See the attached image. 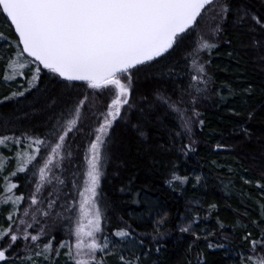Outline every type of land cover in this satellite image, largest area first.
Returning <instances> with one entry per match:
<instances>
[{"label": "trees", "instance_id": "1", "mask_svg": "<svg viewBox=\"0 0 264 264\" xmlns=\"http://www.w3.org/2000/svg\"><path fill=\"white\" fill-rule=\"evenodd\" d=\"M244 2L254 11L264 10V0ZM213 27L209 15L201 22L198 34L207 39ZM0 32L12 35L3 16H0ZM252 42L253 34L247 27L232 23L225 27L220 46L212 51L207 69L212 82L206 92L198 94L196 111L204 123L201 126L192 116V131L183 137L184 143L194 142L196 149L187 156L180 154L172 144L174 132L181 130V122L173 110L158 102L157 96L180 99L189 85L188 73L194 75L196 62L208 58L206 53L199 51L198 35L189 36L161 66L147 74L141 72L133 79V107L128 117L114 124L110 133L100 201L108 218L106 223L115 227L126 221L149 246L151 251L144 264H196L198 256L203 264H238L237 254L248 247L242 239L245 232L241 225H247L248 230L256 233L250 221L260 219L264 196L254 184H245L241 179L264 182V49L253 47ZM8 52V47L0 42V56ZM7 63L0 59V100L20 90L21 85L26 86L25 79L30 78L25 70L24 77L5 81L2 74L6 70L11 72ZM61 90L60 84L42 74L37 88L23 97L3 100L0 103V134L42 132L53 122L59 106L68 99ZM108 96L106 90L97 92L94 108L86 106L83 110L79 130L69 134L71 156L65 155L63 171L54 170L58 177L55 184L46 183L42 192L37 194L41 203L30 206L29 196L35 192L39 181L38 172L33 175L34 164L29 165L27 171L10 177L11 182L18 185L15 194L25 197L19 205L20 218L31 223L35 214L40 224H34V228L46 223L57 241L67 239L68 225L64 220L54 222L55 215L47 218L41 215L47 209L44 198L49 193L52 199L59 196L53 211L61 212L59 203L62 197L68 194L70 199L76 195L71 182L75 180L77 185L82 184L86 173L85 154L90 150L98 126L96 116L104 109ZM188 98L183 95L184 100ZM217 144L224 147L217 149ZM18 147L22 149L24 146L9 142L7 148L0 147V167H3L0 196L4 194L3 177L18 167L15 158ZM173 170L181 176H188L189 182L170 185L168 180ZM195 176L201 177L200 183H196ZM59 180L65 183L60 184ZM213 204L215 209H210ZM10 210L11 205L0 207V225L5 224ZM25 210L29 212L27 217L24 216ZM197 213L200 222L194 226L195 231L200 234L215 232V236L205 239L201 235L197 241L191 232L180 231ZM162 217L165 223L158 226ZM218 221L225 225L224 229L219 228ZM157 230L161 235L156 234ZM209 242L213 243L212 248L208 247ZM217 242L222 246H215Z\"/></svg>", "mask_w": 264, "mask_h": 264}, {"label": "snow or ice", "instance_id": "2", "mask_svg": "<svg viewBox=\"0 0 264 264\" xmlns=\"http://www.w3.org/2000/svg\"><path fill=\"white\" fill-rule=\"evenodd\" d=\"M209 15L214 27L206 39L198 34V29ZM0 16L12 30L11 36L0 32V42L9 49L0 59L8 61L6 67L14 73L4 74L3 79L24 77L25 70L30 76L25 79L26 86L21 85L20 90L11 92L3 100L31 92L38 87L42 74L60 84L61 94L68 97L59 106L53 122L39 134L27 131L19 135L0 134V147L7 148L9 142L24 146L18 147L15 153L17 169L3 177L5 187L0 207L11 205V210L7 212L5 224L0 225V264H61V260L63 264H144L151 251L149 246L126 221L115 227L106 223L108 218L100 201L110 133L114 124L128 117L133 107V79L141 72L147 74L161 66L189 36L198 35L199 51L206 53L208 58L196 62L194 75L188 73L189 85L180 99L157 96L158 102L173 110L180 120L181 130L174 132L172 144L180 154L187 156L196 150L194 142H183V137L192 131V116L201 126L204 123L199 119L201 114L196 111V105L198 94L206 92L212 82L207 70L212 51L220 46L228 23L247 27L253 34V47L264 49V10L254 11L244 0H0ZM105 90L109 93L108 100L96 116L98 126L90 150L85 154L83 187L75 180L71 182L76 195L70 199L65 195L64 202L59 204L61 212L53 211L59 196L52 199L49 193L44 198L47 209L41 215L45 218L55 215L68 225L67 239L57 241L46 223L34 228V224H40L35 214L31 223L20 218L19 205L25 197L15 194L18 185L11 182L10 177L27 171L28 166L34 164L33 175L38 172L39 181L35 192L29 196L30 206L41 203L37 194L46 183L58 179L54 170L63 171L65 155L71 156L69 134L79 130L83 110L86 106L94 108L95 94ZM184 94L189 97L187 100L183 99ZM52 103L55 105L56 100ZM185 104L187 107H182ZM189 112L192 115H188ZM222 147L216 145L217 149ZM2 174L3 167H0ZM189 179L173 170L168 183L183 185ZM194 179L196 183L201 181L200 176ZM241 179L245 184H254L264 196L262 180ZM59 183L65 182L59 180ZM209 207L215 209L216 205ZM260 208V219L250 221L256 229L255 234L247 225H241L245 232L242 239L248 247L237 254L238 264H264V203ZM28 215L25 210L24 216ZM199 222L197 213L180 231L191 232L197 241L201 235L205 239L215 236V232L197 233L194 226ZM164 223L162 217L157 225ZM218 223L220 229L225 228L223 223ZM156 234L161 235L158 230ZM213 246L209 242L208 247ZM215 246L222 245L217 242ZM196 264H203L199 256Z\"/></svg>", "mask_w": 264, "mask_h": 264}, {"label": "rangeland", "instance_id": "3", "mask_svg": "<svg viewBox=\"0 0 264 264\" xmlns=\"http://www.w3.org/2000/svg\"><path fill=\"white\" fill-rule=\"evenodd\" d=\"M10 74V75H14V73H12V72H7V70L5 71V74ZM3 76H4V74H2ZM22 82V81H21ZM14 88H16L17 89V87H14ZM14 90V89H13ZM85 163H86V161H85ZM85 181H86V175L84 174V176H83V180H82V184H81V188L83 187V185H84V183H85ZM55 182V180H52V182L51 183H53V184H55L54 183ZM47 184H50V183H47ZM54 187H57L56 185H54ZM58 188V187H57ZM55 190V189H54ZM65 198V196L64 197H62V201H60V203H63L64 201H63V199ZM59 203V204H60ZM59 210H61L62 211V209L61 208H59ZM58 210V211H59ZM60 220H62L63 221V219L62 218H57V217H55L54 218V222H56V221H60ZM31 231H33V229H31Z\"/></svg>", "mask_w": 264, "mask_h": 264}]
</instances>
